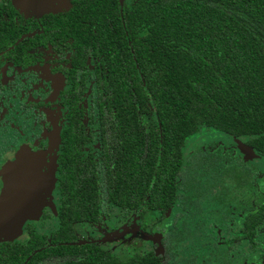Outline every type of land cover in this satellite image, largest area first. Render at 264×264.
I'll list each match as a JSON object with an SVG mask.
<instances>
[{
    "label": "trees",
    "instance_id": "obj_1",
    "mask_svg": "<svg viewBox=\"0 0 264 264\" xmlns=\"http://www.w3.org/2000/svg\"><path fill=\"white\" fill-rule=\"evenodd\" d=\"M89 8L94 20L118 15L116 4ZM122 10L121 18L92 21L76 38L100 56L92 85L99 120L88 138L98 143L97 158L79 157L85 136L73 127L60 156L59 229L48 243L31 233L24 245L3 246L9 264H181L175 241L183 233L193 240V220L206 204L223 213L245 210L241 233L264 257L255 239L264 231V193L237 200L247 162L264 156V0H135ZM148 113L154 122L147 128ZM200 127L224 134L229 145L185 150ZM241 135L250 136L245 145L253 156L229 137ZM217 174L233 177L226 189L234 196ZM107 204L136 211L141 229L167 214L173 227L125 259L98 243H75L72 223L96 221Z\"/></svg>",
    "mask_w": 264,
    "mask_h": 264
},
{
    "label": "flooded vegetation",
    "instance_id": "obj_2",
    "mask_svg": "<svg viewBox=\"0 0 264 264\" xmlns=\"http://www.w3.org/2000/svg\"><path fill=\"white\" fill-rule=\"evenodd\" d=\"M134 1L0 0V197L9 190L6 210L29 215L22 221H12L15 230L9 238L0 239V264L10 263L9 253L3 246L7 249L12 243L24 245L31 233L41 235L42 243H48L57 233L61 204L60 156L73 127L79 126L85 136L79 157L92 154L94 159L97 158L98 143L95 138H88L96 134L99 120L92 85L100 56L86 53L84 50L90 49L77 46L76 38L89 30L92 21L106 22L115 17L95 14L94 20L90 6L100 10L103 6L116 4L118 15L115 18L119 19L122 8L129 9ZM209 145L200 147L205 149ZM20 154L27 159L21 161V167L14 166ZM261 157L264 156L258 161H246L251 170L245 169L246 181H242L245 193L239 191L237 200L250 199L247 202H251V198L258 199L259 193H264ZM7 169L13 173L4 177ZM217 179L227 197L236 194L226 189L233 185V177L217 174ZM121 212L134 213L142 231L155 225L152 219L145 229H141L136 211ZM245 215L241 208L232 207L228 213H223L218 207L209 209L206 204L201 208L199 218L193 220L198 227L192 231L193 240L183 233L175 244L194 247L198 264H264L259 250L253 252L241 233ZM97 220L73 222V235L76 223H95ZM169 223L168 231L173 227L171 218ZM255 239L260 247H264V231L256 233Z\"/></svg>",
    "mask_w": 264,
    "mask_h": 264
},
{
    "label": "rangeland",
    "instance_id": "obj_3",
    "mask_svg": "<svg viewBox=\"0 0 264 264\" xmlns=\"http://www.w3.org/2000/svg\"><path fill=\"white\" fill-rule=\"evenodd\" d=\"M144 34V30L139 33L141 36ZM144 121L147 128L153 127L154 115L151 113L144 115ZM229 137H231L234 142L237 141L241 144H245L246 140L249 138L248 135ZM223 139L225 138L220 133L200 127L196 133L185 139L184 149L188 150L197 146L200 147L204 144H211V142L216 143L221 141L226 143L227 141ZM260 160L264 163V157H261ZM169 219L170 218L167 216L166 219L155 223L153 227H147L145 231H142L139 229L140 221L134 213L123 214L117 207L108 205L105 213L98 218L97 222L76 223L74 225V236L78 240L111 236L109 239L100 242L99 245L112 254L125 259L131 254L144 253L151 249V244L159 238V229L170 228ZM178 247H180L178 257L181 264H198V262L195 261L197 257L196 252H193V249H195L194 247Z\"/></svg>",
    "mask_w": 264,
    "mask_h": 264
},
{
    "label": "water",
    "instance_id": "obj_4",
    "mask_svg": "<svg viewBox=\"0 0 264 264\" xmlns=\"http://www.w3.org/2000/svg\"><path fill=\"white\" fill-rule=\"evenodd\" d=\"M236 144L238 146V148L244 153L245 156L251 157L253 156V154L251 153V150H249V147L246 146L245 144H241L239 142L236 141ZM250 153V154H249ZM17 160L15 161V165L14 166H18L21 167L22 166V160L27 159L26 156L20 154L17 158ZM5 170V169H4ZM6 172L4 171V177L12 174L13 172L9 171V169H7ZM46 183V180L44 182V184ZM9 194V190L4 191V193L2 194V196L0 197V239H6L9 238L8 236L15 230V225L14 227L11 226V222L12 221H22L23 215L24 214H16V213H10L6 210V208L9 206V204L7 202H9V197H7ZM111 236H105L99 239H93V240H89V242H94V243H98V242H102L104 240L109 239ZM88 240H78L75 243H82Z\"/></svg>",
    "mask_w": 264,
    "mask_h": 264
},
{
    "label": "crops",
    "instance_id": "obj_5",
    "mask_svg": "<svg viewBox=\"0 0 264 264\" xmlns=\"http://www.w3.org/2000/svg\"><path fill=\"white\" fill-rule=\"evenodd\" d=\"M25 183V182H24ZM24 199V198H23ZM29 215L28 214H26V213H24V215H23V218L22 219H24V218H26V217H28ZM15 223H16V221H15ZM12 226V225H11Z\"/></svg>",
    "mask_w": 264,
    "mask_h": 264
}]
</instances>
